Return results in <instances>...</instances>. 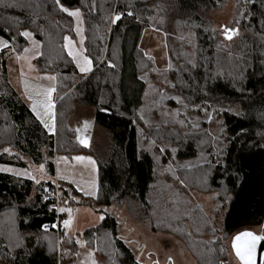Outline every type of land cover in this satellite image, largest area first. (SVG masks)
I'll list each match as a JSON object with an SVG mask.
<instances>
[{"label": "trees", "instance_id": "trees-1", "mask_svg": "<svg viewBox=\"0 0 264 264\" xmlns=\"http://www.w3.org/2000/svg\"><path fill=\"white\" fill-rule=\"evenodd\" d=\"M234 1L241 10L234 19L240 35L227 47L213 15L227 0H61L83 12L86 54L93 61L91 73L84 76L64 47V37L74 34L73 18L60 11L55 0H5L14 6H0V36L10 43L0 50V164L43 165L52 179L35 184L0 172L2 258L9 264H72L77 241L83 238L97 250L99 264H144L123 236L120 210L125 208L150 232L183 241L198 264H228L222 239L195 247L194 218L186 216L191 200L185 201L186 209L178 201L181 186L188 192L214 193L225 208L223 240L264 223V8L260 0ZM118 13L121 19L112 23ZM147 27L166 36L167 72L158 71L140 48ZM28 29L41 43L35 60L39 72L57 75L56 135L46 131L8 80L7 56L26 47L20 33ZM149 83L157 91L168 87L177 94L186 114L200 116L219 105L221 139L200 126L180 133L169 123L146 125L155 110L146 98ZM77 103L94 110L88 146L74 137L68 124ZM95 127L104 134L98 142ZM6 148L12 153L3 151ZM56 152H91L98 164L96 198L59 181L62 208L88 206L104 217L80 235L63 228L57 233L56 213L43 198L55 184ZM172 154L177 161L199 163L181 166L176 177L166 174L161 180L158 165ZM6 216H11L9 222H1ZM65 216L61 211L62 221ZM46 225L51 228L45 230Z\"/></svg>", "mask_w": 264, "mask_h": 264}, {"label": "rangeland", "instance_id": "rangeland-1", "mask_svg": "<svg viewBox=\"0 0 264 264\" xmlns=\"http://www.w3.org/2000/svg\"><path fill=\"white\" fill-rule=\"evenodd\" d=\"M69 9L74 10L76 8ZM238 10L240 9L234 0H227L225 7L213 14L214 25L219 30V35L227 47L231 46L232 41H228L224 38L222 28L223 26L229 28L238 27L234 20ZM239 13L241 15V12ZM81 14L82 23L78 24L76 19L72 17L74 21V34L73 36L67 35V37H70L71 41L74 43V51L85 49V21L82 10ZM77 27L81 28L80 33H77ZM24 31H28L32 34L31 37H25L27 39V45L25 48H28L29 51L25 53L24 48L21 53L13 52L9 54L6 59L7 71L9 82L19 95L32 105L33 101L39 102L44 99L43 95H38L37 93H42L44 89L50 87H55L56 89L57 75L53 73H41L37 70L35 59L38 57L36 53H41V43L35 38L31 30L28 29ZM188 33V31H185V35H188ZM81 36L84 38L83 44H81ZM185 40L186 38L184 41ZM4 42L7 43V47L10 45L6 39L0 36V50L7 48L4 47ZM66 43L68 42L65 41V44ZM183 44L186 45L184 42ZM140 48L146 56L153 59L158 71L167 72L169 70L170 60L166 45V36L163 32L151 27L145 28L140 41ZM188 51H191L190 47H188ZM82 54L87 55L86 52L83 51ZM50 76H55L56 79H48ZM2 83L3 77L0 75V85H2ZM153 84H148V94L146 98L147 101L150 102V108L154 106L155 110L154 112H151L152 116H149L147 122H145L146 125H155L156 122L169 123L170 125L177 127L180 130V133L193 130V125H197V127L200 126V128L212 133L215 138L221 139V118L219 114L221 107L219 105L215 106L218 110L212 109L210 112H205L200 116L186 114L182 112V110L185 109V106L177 94L173 93L168 87H160L157 91L156 86ZM29 95L32 96V100L28 98ZM52 100L55 104V101L57 100V90L52 94ZM53 111L55 113V107ZM209 117H211V119H209ZM93 120L94 110L92 107L87 105L80 106V103H77L74 113L68 121L70 128L74 132V137H77V131H80V128H82L84 123L88 122L90 124ZM181 121H183V124H181ZM93 127L94 126H92V128ZM103 135V130L95 127L94 138L97 142L100 141V139L103 140ZM7 149L9 150L7 151L8 153H12V150L9 148ZM1 152L2 151H0V153ZM161 154H163L162 151L159 152V156ZM204 155L205 153H202L200 157L204 158ZM76 157H84V159L77 160ZM89 158L95 160V165H92L89 162ZM186 162L177 161L174 158V154H172L167 162L159 163V179L161 178L162 180L163 176L166 174L176 177L175 173L181 166L195 165L199 163L198 159L187 164ZM54 163L58 180L73 185L78 192L85 196L92 198L98 196L99 168L97 161L91 152L74 153L71 155L56 152ZM0 172L10 173L23 178H30L35 181V184L43 182L46 179H52L50 175L46 174L45 166L41 168V166L30 165L27 168H17L0 164ZM57 182L59 183V181ZM181 188L184 191L182 192V199L178 202H180L182 209L187 208L185 201L191 200L190 202L192 203V206L190 207L191 211L187 212L186 216H192L194 218L191 233L194 235V237L192 236V242L194 241L193 243L195 247H199L200 243L212 244L213 241L222 239L221 243L225 247V255L227 256L228 264H243V262L235 255L232 248L234 236L243 231H252L258 235H264V223L259 226L242 228L232 234L227 240H223L224 236L220 231L225 208L219 206L215 199V194L197 191L195 189L189 190L188 192V189L185 190L186 188L184 189L183 186H181ZM91 192H96V195L85 194ZM216 205H218V207H216ZM61 209H64L66 212L65 220H70L69 226L66 227L67 232H75L76 220L73 219L74 214L72 212L75 208L63 206ZM120 216L122 221H124L123 236L127 243L136 251L137 257L144 264H198L196 259L188 251L186 244L177 237L163 233L150 232L148 229L134 221L131 216L127 214L125 208L120 210ZM6 217L7 218H4L5 220L1 222H9L11 216ZM8 218L9 220H7ZM188 228H190V223ZM213 229H215V231H213ZM195 239H197V241ZM79 241L81 243H79L76 257L72 264H99L97 250L88 246L83 238H79ZM256 256L257 249L254 253L255 261ZM0 264H9V262L0 256Z\"/></svg>", "mask_w": 264, "mask_h": 264}, {"label": "snow or ice", "instance_id": "snow-or-ice-1", "mask_svg": "<svg viewBox=\"0 0 264 264\" xmlns=\"http://www.w3.org/2000/svg\"><path fill=\"white\" fill-rule=\"evenodd\" d=\"M245 2L246 3H248V2L255 3L256 0H245ZM55 4L59 7L60 11L67 13L71 17H74L78 24L82 23V14H81V10L79 8H76L74 10H70L69 8H67L61 4V0H55ZM260 4H261V7L264 8V0H260ZM0 6L11 7L14 5H5V0H0ZM93 7H94V5H93ZM122 15H123L122 13L116 14L112 20V23H115L116 21L120 20ZM127 15L132 16L133 13L131 11H129L127 13ZM236 23L238 24L239 22L237 21ZM76 31H77V33H80L81 28L77 27ZM222 31L224 34V38L228 41L233 40L234 36L240 35L239 27L229 28L227 26H223ZM20 35H22L24 37H31L32 34L28 31H24V32L20 33ZM83 39L84 38L81 36V44H83ZM64 40L68 42L64 45V47L68 50V55L75 62L76 67L78 68L79 72L82 74H86V73L91 72L92 67H93V61L89 56L82 54V51L86 52L87 50L82 49V50H75L74 51L73 50L74 49V43L71 41L70 37L65 36ZM4 47H7L6 42H4ZM24 51H25V53H27L29 51V49L25 48ZM36 55L39 56V55H41V53L37 52ZM262 55H264V53H262ZM108 66L109 67H115V65H113L111 62H109ZM192 67H196V65L193 64ZM48 79L55 80L56 77L50 76V77H48ZM26 90H27V85H26ZM55 91H56L55 87H50V88L44 89L42 93H37L38 95H43L44 99L39 101V102L33 101V103H32V111L34 113H36L37 118L40 119L42 124H44V127L47 128L49 130V132H53V133L55 132V113L53 111L55 104L52 100V94ZM28 98L30 100H32L31 95H29ZM38 108H42L43 112L41 113L40 111H38ZM45 117H47V120L45 119ZM260 117H261V119H264V113H261ZM141 119H143V117H141ZM209 119H211V117H209ZM48 121H51V123L49 124ZM181 124H183V121H181ZM85 126L87 127V123L85 124ZM193 127H197V125H193ZM80 142L84 146H88V140L87 139H83ZM4 151L7 152L9 150L6 148V149H4ZM161 151L163 152L164 149L161 148ZM76 159L77 160H83L84 157H76ZM89 162L92 165H95V163H96L95 160H91V158H89ZM42 167L43 166L41 165V168ZM177 179H179V177H177ZM37 182H39V181H37ZM85 194L86 195L90 194V195L95 196L96 192L85 193ZM61 211L63 212L64 209H61ZM100 218H101V220L104 219L103 216H101ZM69 224H70V220L64 221V225L66 227L69 226ZM43 227L45 230L47 229V226H43ZM213 231H215V229H213ZM260 241H264V235H258L252 231H243V232H240L239 234L234 236L233 242H232V248L235 252V255L239 258L240 261L243 262V264H256V261L254 258V253L257 249L258 242H260ZM10 243H11V239H10ZM77 243L79 244L81 242L77 241ZM212 243H215V241H213Z\"/></svg>", "mask_w": 264, "mask_h": 264}, {"label": "crops", "instance_id": "crops-1", "mask_svg": "<svg viewBox=\"0 0 264 264\" xmlns=\"http://www.w3.org/2000/svg\"><path fill=\"white\" fill-rule=\"evenodd\" d=\"M36 60V59H35ZM36 65V64H35ZM37 67V66H36ZM38 70V68H37ZM39 71V70H38ZM91 72L87 73L86 75L84 76H87L89 75ZM11 84V83H10ZM12 85V84H11ZM13 87V86H12ZM14 88V87H13ZM15 89V88H14ZM16 91V90H15ZM17 92V91H16ZM18 93V92H17ZM19 94V93H18ZM20 96V95H19ZM21 97V96H20ZM21 99L29 106V108L32 110V105L27 101L25 100L23 97H21ZM83 104H80V106H82ZM85 106V105H84ZM38 111H40L41 113L43 112L42 108H38ZM33 112V111H32ZM34 113V112H33ZM36 115V113H34ZM37 117V115H36ZM45 119L47 120V117H45ZM40 121V119H39ZM41 122V121H40ZM49 124L51 123V121H48ZM93 123V122H92ZM92 123H88L87 122V127L85 126L86 123H84L82 125V128H80V131H77V139H79L80 141L83 140V139H87L88 142H89V135L91 133V130H92V126L93 124ZM43 127H44V124H42ZM45 128V127H44ZM46 131L49 133V134H52V135H56V101H55V132H49V130L47 128H45ZM5 173V172H4ZM56 173V171H55ZM10 174V173H8ZM13 175V174H11ZM15 177H20V176H16V175H13ZM54 180H57V181H61V180H58L57 179V174H55L54 176ZM85 196V195H84ZM75 210H73V214H74V218L76 220V225H75V232H67V229H66V226L64 225V221L65 219L62 221L61 220V227L63 229H65V231L69 234V235H80L81 233H83L85 230L89 229V228H94L96 226H98L100 224V222L102 221L101 220V214H98L96 213L94 210H92L90 207L88 206H77V207H74ZM95 214V215H94ZM99 263H100V258H99Z\"/></svg>", "mask_w": 264, "mask_h": 264}, {"label": "built area", "instance_id": "built-area-1", "mask_svg": "<svg viewBox=\"0 0 264 264\" xmlns=\"http://www.w3.org/2000/svg\"><path fill=\"white\" fill-rule=\"evenodd\" d=\"M44 200L46 202H49V207L55 211L56 213V223H55V229L57 233L62 229L61 227V219H60V213H61V197H60V188L59 183L55 181V184L52 188H49L46 193L44 194ZM47 229L51 228V225H46Z\"/></svg>", "mask_w": 264, "mask_h": 264}, {"label": "water", "instance_id": "water-1", "mask_svg": "<svg viewBox=\"0 0 264 264\" xmlns=\"http://www.w3.org/2000/svg\"><path fill=\"white\" fill-rule=\"evenodd\" d=\"M264 241H260L257 246L256 264H263Z\"/></svg>", "mask_w": 264, "mask_h": 264}]
</instances>
